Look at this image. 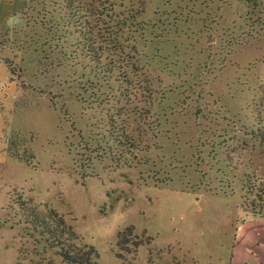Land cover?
<instances>
[{
    "label": "rangeland",
    "instance_id": "obj_1",
    "mask_svg": "<svg viewBox=\"0 0 264 264\" xmlns=\"http://www.w3.org/2000/svg\"><path fill=\"white\" fill-rule=\"evenodd\" d=\"M28 199L99 264H218L264 216V0H0V264H62Z\"/></svg>",
    "mask_w": 264,
    "mask_h": 264
},
{
    "label": "trees",
    "instance_id": "obj_2",
    "mask_svg": "<svg viewBox=\"0 0 264 264\" xmlns=\"http://www.w3.org/2000/svg\"><path fill=\"white\" fill-rule=\"evenodd\" d=\"M32 157V156H30ZM28 162V159L25 158ZM21 212L18 219L31 237L37 238L47 249L52 250L62 264H99L98 255L90 244L82 243L70 224L48 205L33 203L30 199L17 202ZM132 234V226L123 228L117 233V245L122 250H128V236ZM149 240V238H148ZM133 248L140 242L131 241ZM17 264V263H16Z\"/></svg>",
    "mask_w": 264,
    "mask_h": 264
},
{
    "label": "crops",
    "instance_id": "obj_3",
    "mask_svg": "<svg viewBox=\"0 0 264 264\" xmlns=\"http://www.w3.org/2000/svg\"><path fill=\"white\" fill-rule=\"evenodd\" d=\"M229 228L226 252L215 258L218 264H264V216L234 219Z\"/></svg>",
    "mask_w": 264,
    "mask_h": 264
},
{
    "label": "clouds",
    "instance_id": "obj_4",
    "mask_svg": "<svg viewBox=\"0 0 264 264\" xmlns=\"http://www.w3.org/2000/svg\"><path fill=\"white\" fill-rule=\"evenodd\" d=\"M22 23L21 17L20 16H12L9 17L8 20L6 21L7 26L11 29L14 28L16 25Z\"/></svg>",
    "mask_w": 264,
    "mask_h": 264
}]
</instances>
